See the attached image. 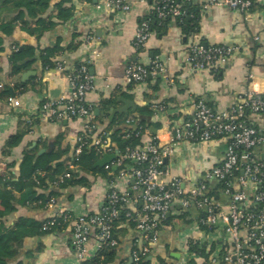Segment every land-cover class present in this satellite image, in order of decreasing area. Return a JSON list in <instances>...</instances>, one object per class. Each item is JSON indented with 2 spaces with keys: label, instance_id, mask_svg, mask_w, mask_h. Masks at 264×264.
Segmentation results:
<instances>
[{
  "label": "crops",
  "instance_id": "crops-1",
  "mask_svg": "<svg viewBox=\"0 0 264 264\" xmlns=\"http://www.w3.org/2000/svg\"><path fill=\"white\" fill-rule=\"evenodd\" d=\"M51 8L46 16L52 17V30L40 39L28 34L17 25L4 39V52L1 53V78L8 79L10 96H0V172L8 164L18 174L19 164L27 150L36 149L51 152L53 148L68 149L73 154L77 138L83 129V120L54 121L41 120L38 107L47 99L67 97L70 94L66 73L52 69H43L41 53L58 47L54 61H62L66 72L74 70L79 64L92 60L90 72L94 76L95 89L87 94L86 101L95 108L99 131L106 129L114 120H123L125 114L118 113L110 119L112 109L122 108L121 99L135 103L139 107L147 106L153 111V125L146 129L142 145H146L154 135L164 142L170 140L169 130L179 126L195 113V103L204 99L213 109L226 112L235 106L240 98L250 90L264 92V4L249 12L232 10L226 7H213L201 13L200 28L197 33L184 35L176 20L170 19L163 27L153 29L146 45L136 50L133 42L136 30L142 19L148 17L154 0H127L131 4L129 11H114L103 6V0H50ZM25 19L29 20L30 17ZM92 32L95 44L90 49L86 37ZM193 41L207 44L239 47L229 64L218 74L192 72L186 64L187 50ZM16 47L18 51H14ZM97 55H93V52ZM29 63L31 76L23 80L20 76L10 75V59ZM161 60L167 72L157 78L150 77L146 82L128 85L125 71L129 64L139 62L149 64ZM26 71V72H28ZM25 72V73H26ZM254 78L251 79V75ZM18 82L27 83L25 89L16 88ZM9 98H16L21 106L14 108ZM110 101L109 116L102 112L104 102ZM155 105H164L165 109L156 110ZM137 114L130 112L129 117ZM33 119L32 123H29ZM248 119L259 129L264 130V115L248 113ZM156 129V133L153 131ZM25 131L20 143L6 153L4 147L10 136ZM227 140L220 139L204 144L180 143L167 161L166 180L171 176L185 179L188 186L198 182L203 173L223 162ZM92 185L58 189L60 196L53 205L43 210H30L19 207L6 218L12 226L21 218H30L39 222L56 217L61 210H72L76 214L97 213L102 206L108 190L104 178H91ZM121 192H130L132 180H116ZM43 192V191H41ZM219 205L227 209L229 200L220 193ZM176 204L169 225L162 229L160 239L152 246L148 261L157 264L163 258L168 264H183L188 259L189 243L192 239L205 241L206 235L198 225L199 211L183 216ZM125 226V227H124ZM119 233L120 246L116 260L111 264L129 262L134 246L141 245L142 234L130 225ZM220 236V235H219ZM219 236L212 235L216 244ZM71 228L36 234L28 238L20 256L10 264H80L77 252L71 245ZM93 240L87 246V255L95 253ZM195 264H201L194 261ZM110 264V263H109Z\"/></svg>",
  "mask_w": 264,
  "mask_h": 264
},
{
  "label": "built area",
  "instance_id": "built-area-1",
  "mask_svg": "<svg viewBox=\"0 0 264 264\" xmlns=\"http://www.w3.org/2000/svg\"><path fill=\"white\" fill-rule=\"evenodd\" d=\"M185 2L198 6L201 13L219 6L249 12L264 4V0H154L151 14L142 19L136 30L135 49L144 48L152 34L154 21L183 19L188 14L183 5ZM103 6L120 12L131 9L127 0H103ZM85 43L93 48L92 32L88 33ZM13 50L18 51L16 47ZM239 51L240 48L235 46L193 41L187 50L186 64L194 73L218 74ZM93 55H97L96 51ZM91 64L92 60L88 59L66 72L64 62L56 61L55 68L66 73L70 94L43 101L37 117L51 122L76 119L84 122L67 171L57 176L51 186L58 188L72 178L73 172L81 174L78 162L90 146L96 148L101 159L106 154H116V159L104 166L114 179L107 181L108 190L97 213L76 214L72 210H61L43 224L42 230L51 231L52 227L60 225L62 218L71 228L70 241L80 264H105L103 251L120 246L114 236L113 222L122 210H126L127 221L142 234V241L141 245L137 242L134 246L130 261L121 264H143L152 254V246L158 243L162 229L169 225L175 205L179 204V213L183 216L193 209L199 211L198 225L206 235L205 241H190L188 259L183 264H192L193 260L201 264H264V130L248 119V113L264 115V92L250 90L226 112L217 111L204 99H199L195 103L194 115L181 125L170 128L168 142L154 135L146 145L128 148L122 155L106 133L99 131L95 108L86 101L87 94L95 89ZM166 72L165 64L159 59L149 64L134 62L127 66L124 79L126 84L135 85ZM250 77L252 79L254 75ZM4 88L0 77V91ZM9 104L14 108L21 106L16 98H9ZM154 107L156 110L165 109L164 105ZM32 122L33 119L29 121ZM126 123L133 125L135 118L129 117ZM220 139L227 140L223 162L206 170L198 182L188 186L179 176L166 180L167 161L178 144H204ZM40 175L44 177L46 173ZM122 178L132 180L130 192H121L116 186V180ZM217 185L229 200L226 210L212 195ZM54 203L52 198L49 205ZM212 235H220L216 244ZM91 240L95 244V254L89 256L87 246ZM205 250L208 257L204 258L201 252Z\"/></svg>",
  "mask_w": 264,
  "mask_h": 264
},
{
  "label": "trees",
  "instance_id": "trees-1",
  "mask_svg": "<svg viewBox=\"0 0 264 264\" xmlns=\"http://www.w3.org/2000/svg\"><path fill=\"white\" fill-rule=\"evenodd\" d=\"M178 1L183 2L184 0ZM183 5L188 14L181 20L177 19L176 23L182 29L184 35L189 36L199 31L201 11L198 6H192L190 3L185 2ZM50 8V0H0V33L8 35L17 25H20L22 30L40 39L46 32L52 30V17L46 16ZM24 9L27 13L24 12ZM26 14L30 17L29 20L25 19ZM168 20L170 19L162 22L159 20L154 21L152 30L163 27ZM4 49V39L0 36V55L4 52ZM57 51L58 47L55 49L47 48L41 53L40 59L43 69L55 67L54 58ZM10 63V75L12 76H20L30 68L29 63L20 60L15 61L14 57L10 59ZM26 84V82H18L16 88L23 91L27 86ZM10 95L9 87H5L0 91L1 97ZM110 106V101L104 102L102 106V112L106 117L109 116ZM153 115V111L147 106L139 107L137 114L134 115L135 123L133 125L126 123L129 116H125L123 120L112 121L102 132L106 133L110 142L117 145L118 151L123 155L128 148H136L142 145L145 130H151L153 125ZM96 116L98 120L100 119L103 122L101 119L102 114H96ZM25 134L26 132L22 131L10 136L4 147V152L6 150V153H8L15 144L20 143ZM100 159L101 156L98 155L94 146L86 148L78 162L81 174L73 172L72 178L58 188L51 186V183L57 176L67 171L68 164L72 161L69 150L66 148H53L51 152L42 155H39L36 149L27 150L24 152L19 164L18 174L12 170L14 166L10 164L6 166L5 171L0 172V264H10L16 260L28 238L36 234L47 233L42 230V226L46 221L39 222L21 217L14 225L9 226L6 218L15 213L19 207H28L30 210L46 209L52 198L57 199L60 196L58 189L78 186L89 188L92 185L91 178L93 177L112 181L114 176H110L104 168L96 166ZM41 172L46 173V176L42 177ZM220 189L221 187L217 185L212 190V195L217 199L222 193ZM59 222L60 225L52 227L51 231H63L69 228V224L64 223L62 218ZM113 224L114 236L118 240L119 233L124 230L121 226L130 225L134 227L132 222L127 221L126 210L121 211ZM117 253V248H106L102 253L105 257L104 263L111 264L116 260ZM201 256L208 257L206 250L201 252ZM191 263L195 264L194 260ZM17 264L22 263L18 262ZM143 264H151V261L145 258ZM157 264L168 263L163 258H159Z\"/></svg>",
  "mask_w": 264,
  "mask_h": 264
},
{
  "label": "water",
  "instance_id": "water-1",
  "mask_svg": "<svg viewBox=\"0 0 264 264\" xmlns=\"http://www.w3.org/2000/svg\"><path fill=\"white\" fill-rule=\"evenodd\" d=\"M24 12L27 13V11L24 9ZM28 17V16H27ZM30 71L26 72L23 74V80L29 78L31 76ZM121 101L125 104L122 108L119 109H112L110 111V119H113L118 113L120 114H125L126 116H128L130 114V112L135 113L137 111V107L135 105L134 102L132 101H128L125 99H121ZM156 133V129L153 130ZM45 152V150H42L40 152V155H42ZM116 159V154H106L103 156V158L101 160L98 161V163L96 164L97 167L100 168H104L105 165L111 163L113 160Z\"/></svg>",
  "mask_w": 264,
  "mask_h": 264
},
{
  "label": "rangeland",
  "instance_id": "rangeland-1",
  "mask_svg": "<svg viewBox=\"0 0 264 264\" xmlns=\"http://www.w3.org/2000/svg\"><path fill=\"white\" fill-rule=\"evenodd\" d=\"M2 80L4 81L5 87H7V84L9 83L8 79L5 80L4 78H2Z\"/></svg>",
  "mask_w": 264,
  "mask_h": 264
}]
</instances>
